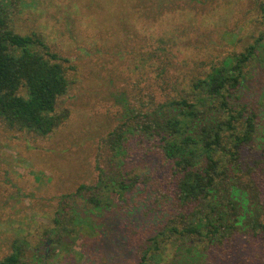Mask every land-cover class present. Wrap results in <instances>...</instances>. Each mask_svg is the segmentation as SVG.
<instances>
[{"label": "trees", "instance_id": "1", "mask_svg": "<svg viewBox=\"0 0 264 264\" xmlns=\"http://www.w3.org/2000/svg\"><path fill=\"white\" fill-rule=\"evenodd\" d=\"M166 1L157 0L155 10L152 2L147 7L144 1L142 7V15L151 17L152 10L156 19L169 14L170 26L182 28L177 36L170 27L164 29L157 50H202L192 44L202 45L193 36L212 24L216 12L202 14L198 9L208 6L203 0L162 10ZM250 1L259 13L255 22L264 29V0ZM18 2L0 0V126L47 138L68 118V110L57 107L73 84L74 66L41 35L15 31L12 21ZM240 41L237 37L235 43ZM243 50L209 63L208 69L191 74L187 82H178V76L173 81L168 68L160 69L157 91H151L143 109L104 139L111 152L110 168L96 166L93 185H80L75 193L61 197L64 206L53 221L57 234L50 232V246L75 244L83 234L75 226L77 214L70 198L83 192L91 209L113 205L122 209L138 188L146 190L144 174L125 168L130 157H136L126 148L134 138L140 153L137 160L158 158L172 191L169 216L150 237L138 240L137 264L264 261V252H252L249 245L264 241V143L255 145L261 112L244 93L251 79L248 66L262 62L264 30ZM22 244H13L0 264H26Z\"/></svg>", "mask_w": 264, "mask_h": 264}, {"label": "rangeland", "instance_id": "2", "mask_svg": "<svg viewBox=\"0 0 264 264\" xmlns=\"http://www.w3.org/2000/svg\"><path fill=\"white\" fill-rule=\"evenodd\" d=\"M144 1L150 7L152 1ZM144 1L19 0L12 21L15 31L35 32L54 52L69 58L73 84L57 107L68 110V118L49 137L35 138L0 126V260L13 244L23 243L26 264H137L138 240L150 237L169 216V175L156 157L137 160L139 148L132 138L126 148L136 157H130L125 168L144 174L146 190L138 188L122 209L115 205L91 209L83 192L70 198L77 214L75 226L83 234L75 244H48L50 232L57 234L53 221L64 206L61 197L75 193L80 185H93L96 166L110 168L111 152L104 139L143 109L151 91H157L161 68H168L173 81L178 76V82H187L191 74L208 69L209 63L244 51L264 30L255 22L259 13L249 0H203L208 6L198 10L216 16L193 36L202 45L192 44L202 50H157L164 29L170 27L177 36L182 28L170 26L169 14L158 19L151 14L158 9L157 0L151 4V17L142 15ZM189 1L167 0L162 10ZM261 53L262 62L247 68L251 79L244 91L261 112L258 148L264 143V50ZM249 245L252 252H264L262 240ZM236 260L233 264H249Z\"/></svg>", "mask_w": 264, "mask_h": 264}]
</instances>
